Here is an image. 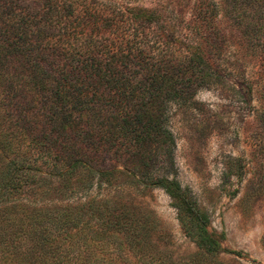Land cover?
<instances>
[{"label": "trees", "instance_id": "obj_1", "mask_svg": "<svg viewBox=\"0 0 264 264\" xmlns=\"http://www.w3.org/2000/svg\"><path fill=\"white\" fill-rule=\"evenodd\" d=\"M131 1L0 0V264H197L134 243L136 225L114 201L85 199L93 178L107 186L115 173L97 158L147 144L97 140L93 126L127 121L119 131L135 135L129 121H170L227 77L244 82L251 110V76L264 74V0H169L164 10ZM255 111L250 137L264 152V99ZM148 187L168 195L199 250L222 251L224 233L207 231L190 190L168 178ZM110 231L127 234L134 261L102 241Z\"/></svg>", "mask_w": 264, "mask_h": 264}, {"label": "rangeland", "instance_id": "obj_2", "mask_svg": "<svg viewBox=\"0 0 264 264\" xmlns=\"http://www.w3.org/2000/svg\"><path fill=\"white\" fill-rule=\"evenodd\" d=\"M131 5L164 10L169 0H132ZM233 51L225 50L227 54ZM253 70L248 69L249 76ZM254 76L251 110L245 105L244 82L227 77L222 87L199 89L194 103L176 110L170 121H129L137 125L130 127L137 131L135 135L119 131V124L127 121H96L93 135L97 140L109 136L123 143L135 136L144 137L147 144L132 151L120 144L112 159L97 158V167L115 173L107 186H99L93 178L85 199L103 195L114 201L116 213L136 225L134 243L140 241L154 253L163 251L178 260L190 257L197 264H264V152L249 132L264 99L260 94L264 74ZM110 129L117 132L108 134ZM161 178L174 179L190 190L209 218L207 231L224 233L217 256H207L185 237L172 201L162 189H142ZM126 236L110 231L102 241H109V248L117 247L134 261L135 244L131 246Z\"/></svg>", "mask_w": 264, "mask_h": 264}]
</instances>
